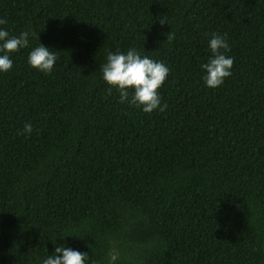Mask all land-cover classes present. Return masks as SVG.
<instances>
[{
	"label": "trees",
	"instance_id": "16d2710c",
	"mask_svg": "<svg viewBox=\"0 0 264 264\" xmlns=\"http://www.w3.org/2000/svg\"><path fill=\"white\" fill-rule=\"evenodd\" d=\"M0 18L38 35L0 73V264L60 244L85 264H264V0H0ZM213 32L233 57L214 89ZM129 47L169 67L165 111L106 92V54Z\"/></svg>",
	"mask_w": 264,
	"mask_h": 264
},
{
	"label": "clouds",
	"instance_id": "9594fccd",
	"mask_svg": "<svg viewBox=\"0 0 264 264\" xmlns=\"http://www.w3.org/2000/svg\"><path fill=\"white\" fill-rule=\"evenodd\" d=\"M6 23L5 18H0V73L11 70L13 64L11 54L30 47V35L38 40L37 34L28 31L10 35L9 31L2 27ZM165 23H167L165 19H159L160 25ZM167 39H173L172 34H169ZM207 48L210 55L207 62L200 64L203 72L201 80L206 88L214 89L231 76L233 57L227 55L230 47L223 34L211 33ZM58 59L60 57L57 51H51L39 42L31 47L27 55L29 67L45 75L51 74ZM100 71L101 79L108 85L106 92L111 93L115 88L119 93L118 103L139 107L146 114H151L153 111L163 112L167 108V104L161 103L158 92L169 73V67L162 61L153 60L142 55L135 47H129L123 52L120 50L108 52L105 63L100 66ZM32 132V124L26 122L18 134L27 137ZM87 257V253L60 244L54 248L51 255L41 258L40 264H85Z\"/></svg>",
	"mask_w": 264,
	"mask_h": 264
}]
</instances>
